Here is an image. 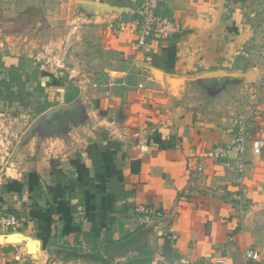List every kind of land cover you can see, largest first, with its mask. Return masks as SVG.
<instances>
[{
  "label": "crops",
  "instance_id": "crops-1",
  "mask_svg": "<svg viewBox=\"0 0 264 264\" xmlns=\"http://www.w3.org/2000/svg\"><path fill=\"white\" fill-rule=\"evenodd\" d=\"M20 1L0 0V24ZM137 1H52L77 12L51 22L92 42L44 76L66 131L51 114L0 187V215L21 219L0 228V264H264V146L211 155L241 118L264 142V0H158L183 30L147 47L105 32L106 8Z\"/></svg>",
  "mask_w": 264,
  "mask_h": 264
},
{
  "label": "rangeland",
  "instance_id": "rangeland-1",
  "mask_svg": "<svg viewBox=\"0 0 264 264\" xmlns=\"http://www.w3.org/2000/svg\"><path fill=\"white\" fill-rule=\"evenodd\" d=\"M5 1L11 6L10 0ZM52 1L59 0H21L20 8L10 11L11 14L20 11L21 16L0 24V187L23 171L22 161L27 153L25 151L32 145V137L37 133L44 139L43 131L50 125L52 115V119L58 118L54 130L66 131L68 115L62 116V109L54 111L51 118L46 115L51 108L49 94H46L43 85L44 76L51 66L58 67V71H64L65 66L73 69L80 67L82 61H87L84 53L88 55L90 52L88 49L92 41L84 43L77 38L78 33L71 24L67 32L61 22H51V19L57 21V18L61 19L67 14L72 17L77 9H70L69 12L55 6V3L53 5ZM142 2L138 0L132 9L106 8L109 11L107 17L114 18L111 28L106 29L104 25L97 24V28L89 30L88 35L93 32L98 34L99 31L103 34L104 28L106 33H115V30H119V22L132 19ZM160 11L165 10L160 8ZM67 74H72L74 79L80 75L73 71Z\"/></svg>",
  "mask_w": 264,
  "mask_h": 264
},
{
  "label": "built area",
  "instance_id": "built-area-1",
  "mask_svg": "<svg viewBox=\"0 0 264 264\" xmlns=\"http://www.w3.org/2000/svg\"><path fill=\"white\" fill-rule=\"evenodd\" d=\"M119 30L127 31L136 36L138 47H147L152 40H165L180 34L183 30L181 23L158 10L156 0H143L136 15L129 20L119 22ZM264 84V76L261 78ZM251 131L247 119H239L236 122L234 140L227 145H218L211 153L212 156L222 158L236 154L242 157L248 151L250 144L256 153H260L264 146L261 139L250 140ZM21 219L16 213L0 215V228L7 231H16L20 228ZM248 256L257 258L258 254L248 251Z\"/></svg>",
  "mask_w": 264,
  "mask_h": 264
},
{
  "label": "water",
  "instance_id": "water-1",
  "mask_svg": "<svg viewBox=\"0 0 264 264\" xmlns=\"http://www.w3.org/2000/svg\"><path fill=\"white\" fill-rule=\"evenodd\" d=\"M97 5H101L100 3H97ZM103 6H107L106 4H102ZM66 107H68L67 105H60V106H57V107H53V108H51L47 113H46V115L47 116H49V115H51L54 111H56V110H60V109H64V108H66Z\"/></svg>",
  "mask_w": 264,
  "mask_h": 264
}]
</instances>
